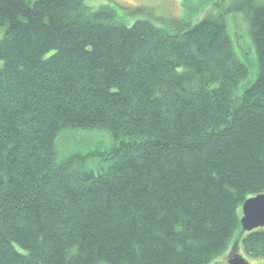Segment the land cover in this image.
I'll use <instances>...</instances> for the list:
<instances>
[{
    "label": "trees",
    "instance_id": "trees-1",
    "mask_svg": "<svg viewBox=\"0 0 264 264\" xmlns=\"http://www.w3.org/2000/svg\"><path fill=\"white\" fill-rule=\"evenodd\" d=\"M232 2L258 64L241 94L220 18L126 27L84 0H0V264H210L235 233L264 257L238 215L264 194V3ZM78 130L113 144L57 162Z\"/></svg>",
    "mask_w": 264,
    "mask_h": 264
},
{
    "label": "rangeland",
    "instance_id": "rangeland-1",
    "mask_svg": "<svg viewBox=\"0 0 264 264\" xmlns=\"http://www.w3.org/2000/svg\"><path fill=\"white\" fill-rule=\"evenodd\" d=\"M33 3L37 0H27ZM264 3V0H257ZM232 0H84V7L90 11L108 9L113 12L114 21L126 27H131L137 21L147 20L155 26H163V21H186L193 26L206 17L222 19L228 29V33L236 43V56L247 67L248 76L238 86V94L245 91L256 80L258 64L255 50L252 47L248 35V23L242 13L232 10ZM5 28L0 26V38L4 36ZM238 43V44H237ZM240 49H239V47ZM2 62H0V66ZM110 134L104 130H78L61 133L56 140V161L61 162L67 156L74 153H87L102 151L113 144ZM107 162L100 159L89 161L87 170L105 169ZM241 218V209L238 210ZM235 233L227 248L219 256L215 257L210 264H227L235 243L236 253L248 264H264V257H250L243 249L241 237ZM235 252V251H233Z\"/></svg>",
    "mask_w": 264,
    "mask_h": 264
},
{
    "label": "water",
    "instance_id": "water-1",
    "mask_svg": "<svg viewBox=\"0 0 264 264\" xmlns=\"http://www.w3.org/2000/svg\"><path fill=\"white\" fill-rule=\"evenodd\" d=\"M240 225L243 232L249 233L258 228H264V194L244 202L241 208ZM228 264H248L241 256L235 255Z\"/></svg>",
    "mask_w": 264,
    "mask_h": 264
}]
</instances>
